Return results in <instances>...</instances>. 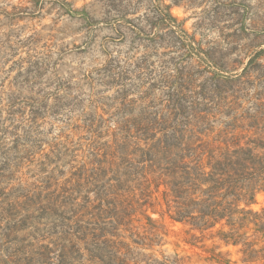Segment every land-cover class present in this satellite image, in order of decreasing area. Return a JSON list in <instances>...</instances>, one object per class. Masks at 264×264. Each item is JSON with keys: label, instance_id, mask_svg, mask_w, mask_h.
<instances>
[{"label": "rangeland", "instance_id": "obj_1", "mask_svg": "<svg viewBox=\"0 0 264 264\" xmlns=\"http://www.w3.org/2000/svg\"><path fill=\"white\" fill-rule=\"evenodd\" d=\"M162 10L187 33L162 21ZM121 71L124 86L113 82ZM180 94L201 103L204 142L218 153L264 135L249 125L264 118V0H0V147L19 164L6 191L72 186V158L76 169L109 167L115 146L105 122L159 114L171 123ZM64 148L68 162L48 165L45 154ZM55 166L57 180H47ZM145 176L144 188L125 197L137 230L158 237L152 252L180 264H264V249L250 257L243 243L223 239L228 225L174 220L163 177ZM251 208L264 209V189ZM240 232L264 248L254 224ZM31 233L0 222V264H16Z\"/></svg>", "mask_w": 264, "mask_h": 264}, {"label": "trees", "instance_id": "obj_2", "mask_svg": "<svg viewBox=\"0 0 264 264\" xmlns=\"http://www.w3.org/2000/svg\"><path fill=\"white\" fill-rule=\"evenodd\" d=\"M160 15L172 29L187 33L168 10ZM115 74L113 82L124 86L128 74ZM182 95L173 100L171 123L167 115L159 114L123 115L105 122L112 129L113 161L109 167L76 169V159L72 158V186L51 190L49 181L48 191L34 186L6 191L18 181L19 164L10 159L9 149L2 144L0 222L7 220L13 229L32 230L31 243L18 250L16 264H180L175 258L159 257L151 251L159 242L153 229L147 236L133 225L137 208L125 194L144 188L147 169L163 177L166 212L174 220L198 229L223 223L230 227L223 232V239L243 243L246 255L253 257L264 249H254L255 242L249 240L247 232H240L254 224L264 234V209L251 208L257 192L264 189V135L218 153L204 142L209 127L199 121L208 118L195 115L201 103L187 101ZM249 125L256 133H264V118L255 117ZM50 154L52 158L45 154L48 165H62L68 162L72 149ZM56 171L60 170L55 166L52 177L45 176L47 180H57Z\"/></svg>", "mask_w": 264, "mask_h": 264}]
</instances>
